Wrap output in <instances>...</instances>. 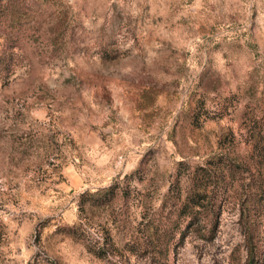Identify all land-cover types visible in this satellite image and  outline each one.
Instances as JSON below:
<instances>
[{
	"label": "rangeland",
	"instance_id": "rangeland-1",
	"mask_svg": "<svg viewBox=\"0 0 264 264\" xmlns=\"http://www.w3.org/2000/svg\"><path fill=\"white\" fill-rule=\"evenodd\" d=\"M258 156L264 0H0V264H264Z\"/></svg>",
	"mask_w": 264,
	"mask_h": 264
},
{
	"label": "trees",
	"instance_id": "trees-1",
	"mask_svg": "<svg viewBox=\"0 0 264 264\" xmlns=\"http://www.w3.org/2000/svg\"><path fill=\"white\" fill-rule=\"evenodd\" d=\"M258 157L259 159L264 161V156H258ZM260 191L261 190L259 186H256L252 190V194H251L252 198L256 199V197H261ZM195 197H196V193L194 192V190L189 191V193L186 195L185 202L182 204V207H181V208L188 209L187 210L188 212H186V214L190 215L189 221L186 224L187 227H190V226L196 227L195 220H194L195 218H193L194 215L191 212L192 207L197 206V204L194 201ZM255 208L257 211H264V200L260 203H257ZM208 213L212 214V211L209 210L206 215H208ZM206 221L211 224L206 231V235H204L203 237H205L206 239H211L214 236V230L217 225V222H216V219L214 218L212 219V215H211V218L209 217L208 220ZM239 222L244 228V242L246 245V254H247V258L244 264H252L254 260L253 256H254V246H255V243H254L255 227H254V224L252 225V223H254V220L249 218L248 215H244L243 213H241Z\"/></svg>",
	"mask_w": 264,
	"mask_h": 264
}]
</instances>
